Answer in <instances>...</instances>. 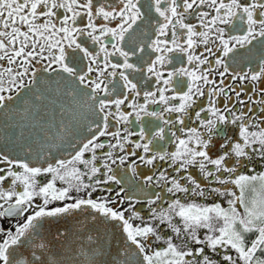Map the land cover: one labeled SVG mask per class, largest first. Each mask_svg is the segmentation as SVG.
Returning <instances> with one entry per match:
<instances>
[{
	"label": "snow or ice",
	"instance_id": "6c2138e0",
	"mask_svg": "<svg viewBox=\"0 0 264 264\" xmlns=\"http://www.w3.org/2000/svg\"><path fill=\"white\" fill-rule=\"evenodd\" d=\"M0 264H264V0H0Z\"/></svg>",
	"mask_w": 264,
	"mask_h": 264
},
{
	"label": "flooded vegetation",
	"instance_id": "af4514ba",
	"mask_svg": "<svg viewBox=\"0 0 264 264\" xmlns=\"http://www.w3.org/2000/svg\"><path fill=\"white\" fill-rule=\"evenodd\" d=\"M99 193H97V195H98Z\"/></svg>",
	"mask_w": 264,
	"mask_h": 264
}]
</instances>
